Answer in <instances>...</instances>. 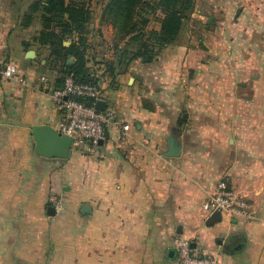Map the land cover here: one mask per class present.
<instances>
[{"label":"crops","instance_id":"0c3cea01","mask_svg":"<svg viewBox=\"0 0 264 264\" xmlns=\"http://www.w3.org/2000/svg\"><path fill=\"white\" fill-rule=\"evenodd\" d=\"M214 9L213 27L188 19L152 56L121 61L93 44L105 139L97 157L71 148L59 159L34 152L31 126L58 131L50 92L62 61L0 0V66L17 64L26 81H0V264H57L43 252L51 239L59 264H175L176 236L219 264H264V0ZM170 136L176 157L165 156ZM220 181L249 202V217L207 223L202 204Z\"/></svg>","mask_w":264,"mask_h":264},{"label":"trees","instance_id":"16d2710c","mask_svg":"<svg viewBox=\"0 0 264 264\" xmlns=\"http://www.w3.org/2000/svg\"><path fill=\"white\" fill-rule=\"evenodd\" d=\"M149 5L161 14L158 29H147L149 18L142 10H147L146 0H109L110 24L114 29L112 47L119 60L123 61L129 52L133 53V58L152 56L172 43L183 23L190 18L194 1L153 0ZM39 10L41 28L34 39L40 45L49 47L54 60L62 61L57 77L59 84L62 86L67 76L76 81L97 84L87 66L86 37L92 20L90 10L83 4L66 3L64 0H34L22 20L23 25H30ZM68 39L71 42L65 46L63 43ZM69 57L73 61L66 63ZM106 68L107 71L113 69L108 65Z\"/></svg>","mask_w":264,"mask_h":264},{"label":"built area","instance_id":"2783aa9c","mask_svg":"<svg viewBox=\"0 0 264 264\" xmlns=\"http://www.w3.org/2000/svg\"><path fill=\"white\" fill-rule=\"evenodd\" d=\"M11 80L24 84L25 78L20 73L17 64L9 63L0 66V81ZM39 80L49 86L48 77L40 76ZM103 91L99 83L80 82L67 76L59 88L52 89L50 97L55 107L62 112L58 132L71 137V148L89 153L95 157L100 154V146L104 141V126L110 119V114L95 107L102 100ZM128 125H123L126 131ZM56 209L59 205L55 206ZM202 210L208 214L218 212L232 217H249L250 204L243 197L220 181L213 193L203 202ZM191 241L182 236H176L173 242L176 250L175 264H219L215 255L197 256L192 254Z\"/></svg>","mask_w":264,"mask_h":264},{"label":"rangeland","instance_id":"374dc122","mask_svg":"<svg viewBox=\"0 0 264 264\" xmlns=\"http://www.w3.org/2000/svg\"><path fill=\"white\" fill-rule=\"evenodd\" d=\"M34 0H11V2L17 7V15L20 20L24 19V16L29 13V5L32 3ZM66 3H73V4H83L86 8H88L92 14V20L89 24V33L87 35V45H86V50L88 52V49L92 47L93 44H96V47L100 50L101 54L104 52L103 55H106L108 52V49H112V45L110 42L109 35H110V30H109V25H110V12H109V7H108V2L109 0H64ZM194 1V8L193 11L190 15L189 19H194V20H201V27L204 29V27L207 25V28L209 29L210 27H213V19L210 21V23L207 24L208 18L210 16H214L215 14V2L216 0H193ZM153 0H146V8L147 10H143L144 16H148L149 18V23L147 26V29H155L159 26L158 20L160 18V12L155 11L149 5L147 4L152 3ZM144 7V6H142ZM41 11L39 10L36 15H34V18L32 20V26L29 33L27 35H32L36 31L40 30L41 28V21L39 20V16ZM101 22L103 24H101ZM106 36V38H105ZM214 36V35H213ZM71 39L66 40V43H70ZM108 49H107V48ZM90 53V51H89ZM91 54V53H90ZM47 238V236H45ZM47 241H49V237L47 238ZM54 246L57 251H52V249L49 251L50 248ZM43 247L47 248L44 249V253L47 254V256L50 258V260H53L55 262H58L59 264V245H57V242H54V240H50L49 242H45L43 244ZM33 254V253H32Z\"/></svg>","mask_w":264,"mask_h":264},{"label":"water","instance_id":"95a60500","mask_svg":"<svg viewBox=\"0 0 264 264\" xmlns=\"http://www.w3.org/2000/svg\"><path fill=\"white\" fill-rule=\"evenodd\" d=\"M211 18L207 21L210 23ZM34 56L33 51H28L26 53L27 58H32ZM68 63L71 62V59L67 60ZM95 107L98 110L104 111L106 109V104L104 101H97ZM32 138L34 141V152L40 156L47 158H59L65 159L69 156L71 149V137L61 134L58 131L50 128L47 125H33L31 126ZM181 146L175 140L173 136L168 137L167 139V152H165V156L168 157H176L179 155ZM82 212H89V207L84 206ZM48 215L55 214V207L49 206L47 208ZM221 215L218 212H214L211 214L207 223H211V221H220ZM192 248V244H190ZM176 254L174 249L168 250L167 257L172 259Z\"/></svg>","mask_w":264,"mask_h":264}]
</instances>
